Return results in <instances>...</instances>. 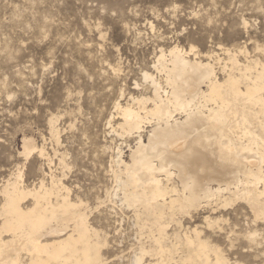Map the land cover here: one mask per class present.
Returning a JSON list of instances; mask_svg holds the SVG:
<instances>
[{
    "label": "bare ground",
    "instance_id": "6f19581e",
    "mask_svg": "<svg viewBox=\"0 0 264 264\" xmlns=\"http://www.w3.org/2000/svg\"><path fill=\"white\" fill-rule=\"evenodd\" d=\"M193 50H160L156 75L142 73L148 94L121 104V92L106 123L126 151L108 149L112 184L97 200L111 213L115 206L128 213L136 244L131 264H243L235 256L259 245L264 59L244 47L222 50L225 62L209 54L201 60ZM254 50L264 54V46ZM55 119L47 122L48 136L58 143ZM33 154L48 158L44 146L22 136L18 155L27 161ZM22 172L0 188V264H106L107 237L90 221L96 206L90 210L42 171L28 189Z\"/></svg>",
    "mask_w": 264,
    "mask_h": 264
},
{
    "label": "rangeland",
    "instance_id": "374dc122",
    "mask_svg": "<svg viewBox=\"0 0 264 264\" xmlns=\"http://www.w3.org/2000/svg\"><path fill=\"white\" fill-rule=\"evenodd\" d=\"M173 46L193 47L201 60H225L222 50L244 47L263 60L254 48L264 46V0H0V188L20 168L31 189L42 171L92 210L111 188L108 149L126 151L106 126L113 104L121 92V104L148 94L142 73L156 75L159 51ZM51 118L58 143L48 136ZM22 136L44 146L48 158L24 161ZM115 208L116 215L110 206L92 210L90 221L107 237L106 264H131L135 229ZM258 229L256 250L235 256L243 264H264V226Z\"/></svg>",
    "mask_w": 264,
    "mask_h": 264
},
{
    "label": "snow or ice",
    "instance_id": "6c2138e0",
    "mask_svg": "<svg viewBox=\"0 0 264 264\" xmlns=\"http://www.w3.org/2000/svg\"><path fill=\"white\" fill-rule=\"evenodd\" d=\"M245 26H246V25H245ZM106 207H107V205H106L105 203L97 202L96 210L105 209Z\"/></svg>",
    "mask_w": 264,
    "mask_h": 264
}]
</instances>
